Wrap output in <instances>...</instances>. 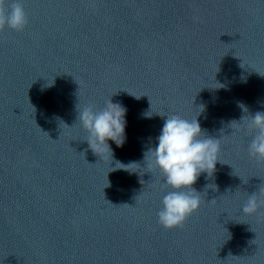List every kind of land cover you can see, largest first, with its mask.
<instances>
[{"label": "water", "instance_id": "1", "mask_svg": "<svg viewBox=\"0 0 264 264\" xmlns=\"http://www.w3.org/2000/svg\"><path fill=\"white\" fill-rule=\"evenodd\" d=\"M21 2L26 27L0 30V264H264V206L242 213L264 188L245 127L264 111V0ZM110 97L127 126L108 143L136 173L84 140L77 109ZM173 114L199 115L220 162L169 230L157 212L171 189L144 155Z\"/></svg>", "mask_w": 264, "mask_h": 264}, {"label": "clouds", "instance_id": "2", "mask_svg": "<svg viewBox=\"0 0 264 264\" xmlns=\"http://www.w3.org/2000/svg\"><path fill=\"white\" fill-rule=\"evenodd\" d=\"M6 4L8 5L7 11H5ZM27 23V14L21 0H0V30L7 26L12 30L21 31ZM241 79L246 82L243 77ZM111 97L100 110H95L92 106L77 109L78 122L87 133L84 140L88 148L100 159L106 160L109 165L113 163L115 157L108 141H112L117 147H122L126 142L127 126V109L121 103L113 102ZM134 97L139 99L142 96ZM238 106L244 112L245 110L248 112L242 102H238ZM150 112L151 110L142 115L150 118L153 115H150ZM199 115L195 119H185L175 114L160 115L166 118L156 137V144L144 155L146 168L155 167L160 171L163 177L161 187L167 186L171 189L163 196L161 208L157 212L158 223L165 229L181 227L192 213L198 211L201 195L193 185L201 174H206L205 179L213 176L219 161L220 138L217 139L202 132L197 118ZM243 119L244 117L241 121ZM245 127L255 131L248 145L249 155L258 161H264V111L249 115ZM136 166L140 164L138 162L124 164L115 160L114 167L110 168L136 173L138 171H133ZM205 188L218 190L215 184L213 186L206 184ZM261 197H264V188L259 189V194H248L242 207V213L244 215L257 214L264 206V199Z\"/></svg>", "mask_w": 264, "mask_h": 264}]
</instances>
